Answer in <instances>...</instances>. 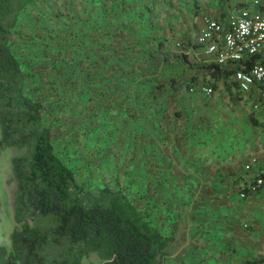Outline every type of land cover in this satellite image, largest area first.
<instances>
[{
  "label": "trees",
  "instance_id": "1",
  "mask_svg": "<svg viewBox=\"0 0 264 264\" xmlns=\"http://www.w3.org/2000/svg\"><path fill=\"white\" fill-rule=\"evenodd\" d=\"M37 1L0 0V148L20 150L10 158L12 227L8 242H0V264H80L89 253L97 256L99 264H164L167 247L174 239L175 217L158 222L140 200L141 122L148 114L147 107L159 109L156 92L171 86L178 77L162 82L147 73L157 64L160 47V39L153 34L147 42V26H143V13L153 5L148 0H135L132 4L136 6L114 0L116 13L131 5L143 20L137 31L129 23L116 21L118 29L109 28V35L123 34L133 47L114 49L97 37L101 21L97 19V0H83L82 9L77 10L66 0L62 17L56 14L50 19L60 20L54 25L57 29L68 25L67 36H57L60 31L53 29L43 39L35 31L38 23L34 21L36 26L20 35L19 42L21 48L33 46L31 55L15 54L12 37L17 36L19 23ZM137 21L130 23L136 25ZM122 48L131 49L132 55L125 56ZM254 57L217 63L210 58L191 62L181 55L194 71L186 78L185 87L194 84L197 72L211 90L217 79L237 87L234 71L247 70ZM106 89L113 96L110 121L107 117L97 122V100ZM74 97L77 100L71 103ZM130 102L138 103L129 109ZM77 103L84 109L79 127L69 126L67 137L61 140L56 132L64 120L72 122L70 117L79 114L74 109ZM124 127L131 129L124 140L126 145L131 141L126 147L131 151L121 153L131 157V163L120 166L112 148H118L115 133ZM79 164H85V172L92 168L85 178L76 176ZM110 178L112 184L107 183ZM263 262L264 255L244 259L242 264Z\"/></svg>",
  "mask_w": 264,
  "mask_h": 264
},
{
  "label": "crops",
  "instance_id": "2",
  "mask_svg": "<svg viewBox=\"0 0 264 264\" xmlns=\"http://www.w3.org/2000/svg\"><path fill=\"white\" fill-rule=\"evenodd\" d=\"M148 1L153 8L143 15L146 21H152L143 24L147 26L145 36L153 34L160 39L159 64L174 59L180 68L167 77L162 71L158 73L162 82L176 74L178 78L171 86L156 92L159 109L154 105L147 107L148 114L141 122L143 208L158 222L166 223L174 216L175 224L179 220L180 225H190L191 236L199 245L190 249L189 254L196 260L186 261V250L179 247L175 250L178 258L174 264H242L244 259L262 257L264 184L245 197L237 193L264 165V106L251 105L257 99L256 85L242 92L231 81L217 79L215 88L206 93L201 89L205 84L197 72L194 84L186 88V78L194 71L181 58L183 55L191 62L208 60L210 57L195 41V31L204 16L225 21L240 3ZM149 41L152 40L148 37ZM154 44L150 42L149 46ZM149 71L148 68L151 76ZM245 163L250 164L249 169L244 167ZM235 234L243 240L238 245L240 249L223 243Z\"/></svg>",
  "mask_w": 264,
  "mask_h": 264
},
{
  "label": "rangeland",
  "instance_id": "3",
  "mask_svg": "<svg viewBox=\"0 0 264 264\" xmlns=\"http://www.w3.org/2000/svg\"><path fill=\"white\" fill-rule=\"evenodd\" d=\"M69 1L73 5V8L76 10L80 9V8L82 9L83 4H84L83 0H69ZM134 1L135 0H124V3L126 4V2H127L128 4H131L132 6H136L135 4H132ZM136 1H138V0H136ZM140 2L144 3L145 0H140ZM113 4H114V0H97V19L102 21V22L100 21L99 25H98L97 37H99L100 40L103 41V44H108L109 46L114 47V49H116L117 47H124V48L133 47V45L128 46V44H127L128 42L125 40L126 38H125V35H123V34H118L117 36H114V37L110 36L109 35V28H111L112 31L117 30L118 27L116 26L115 22L119 21L122 24L123 23H129L131 26H133V28H134L133 30L137 31L139 28L142 27L141 23L143 22V20H142V17L139 16V13H136V15H135V12H140V11H137L138 9L136 7L135 8L137 10H134L132 7H130L131 5H129L128 8L124 6L125 10H119V13H116V10L114 9ZM66 5H67L66 0H39L35 3H33L29 7V10H28L29 16L24 18V21H21L18 25L19 26V30H18L19 33L17 34L16 37H12V41H11L12 51L15 54H19V53L24 52L27 55L28 54L31 55L30 48H32L33 46H31V45L28 46L26 44V45H23L21 48V45L19 44V42L21 41L20 35H22L24 33H29V31L32 29V27L36 26V24L34 23V21H36L38 23V25H37L35 31L39 32V35L43 36V39H45V37L47 35L46 32H48V30H50V32H51V31H53V29H57L54 27V25H57L58 21L60 22V20H58L56 18L50 19V16L51 15L55 16L56 14L57 15L59 14V16L62 17L61 14L65 10ZM133 19L138 20L137 21L138 23H136V25L130 23ZM66 28H69L68 25L63 27V28L62 27L58 28L57 30L60 32H59V34H57V36H67L66 33H67V30H69V29H66ZM121 33H123V32H121ZM113 35H115V34H113ZM124 45L127 47H125ZM34 48H35V46H34ZM97 49H99V48H97ZM122 51H123L125 56L126 55H128V56L132 55L131 49L128 51H124L122 48ZM97 53H99L98 50H97ZM139 54L140 53H138V55ZM138 55H137V57H135V59L137 58V60L140 59L138 57ZM99 58L106 59L105 57H100V56H99ZM43 60L39 62L38 66L42 65L44 63ZM139 63H141V61ZM161 63L159 64V62L157 60V64L149 72L152 73V75L158 76V73L160 71H162V73H164L163 75H165V77H167V75L171 74L176 68L177 69L180 68V66L178 65V63L176 61H174V59H172V61H170L168 59L167 63L166 62H164L162 64ZM130 66H132V65H130ZM134 69L140 70V67L134 68ZM176 75H178V74H176ZM176 75H174L173 77H177ZM118 92L119 91H115V94H117ZM112 97L113 96L111 95L110 91H108L106 89V90H104V95H103L102 99L100 98L97 100V122L99 120H101L102 118L107 119V117H108L107 120L110 119L108 111H109V107H111ZM122 98L123 97H120L119 99H122ZM76 100L77 99L74 97V98L70 99V102L73 103L72 101H76ZM137 103L138 102L128 103V108L133 109V107L137 106ZM74 109H78L79 114L75 117L74 116L70 117V121H72V122L67 123L64 120L60 124V128L56 132L58 135V138H60L61 140L65 139V137H67V131L69 129L68 128L69 126H70V128H71V125H74V127H76L81 122L80 111H83L84 109H82V107H80V105H78V103L75 104ZM115 123H118V121H116ZM111 126H113V125H111ZM130 133H131V129H128L126 127L122 128L120 131L118 130V132L115 133V136L117 137V141H118V148H116V149L112 148V151L115 150L114 154L117 155V157L120 159L119 160V161H121L120 166L122 165V163H124L126 161H129L131 163V160H129V159H131V157H127V156L124 157L123 154L121 153V151H123V150H125L126 154L130 153V151H131L128 148L126 149L127 146H131V141L129 140V143L127 145L124 144V140L126 139V136H127V138L130 137ZM77 139L78 138H75V140H77ZM97 143H98V141H97ZM19 152H20V150H18L17 148L11 147V146H4V147L0 148V242H2V243L8 242V233L12 227V219H11V202L12 201L11 200H12V191H13V180L11 178L10 158L13 155L18 154ZM87 155H89V154H87ZM92 161L95 162V160H92ZM119 161L117 163H119ZM84 165L85 164H83V165L79 164V166H77L75 168V172H76L77 177L81 176L82 178H85L84 174L89 173L87 171H91L92 168L87 169L86 172L84 170H82ZM113 171L115 173L117 172L116 169H112V172ZM95 173L97 174V170H95ZM119 177H120V179H123V177L121 176L120 173H119ZM107 183L112 184L113 183L112 179L111 178L108 179ZM189 228H190V225H186V224L180 225L179 220H178V223L175 224L174 234L177 235V237H175L168 245L167 256L165 258L164 264H174V262L178 258L177 255H175V250L179 247L184 248L186 250L187 255L184 257L186 259V261L187 260L189 261L188 258L196 260V257H193L192 255L190 256L189 251H190V249L198 246L199 243L198 244L195 243V239L192 238ZM242 241L243 240L242 239L239 240L237 234H235V235H230L228 239H225L223 241V243L227 244L228 247L238 248L240 245L243 244ZM204 242H206V241H203V244H204ZM200 247L205 248L204 245H201ZM238 249H240V248H238ZM181 258H183V257L182 256L179 257V259H178L179 262H181V260H182ZM202 258L203 257L197 258V261L201 260ZM80 264H99V259L97 258V256L94 253H89L86 256L82 257ZM176 264H179V263H176ZM187 264H189V263H187Z\"/></svg>",
  "mask_w": 264,
  "mask_h": 264
},
{
  "label": "built area",
  "instance_id": "4",
  "mask_svg": "<svg viewBox=\"0 0 264 264\" xmlns=\"http://www.w3.org/2000/svg\"><path fill=\"white\" fill-rule=\"evenodd\" d=\"M236 1L240 5L227 14L225 21L204 16L201 26L195 31V41L203 47L204 54L217 63L255 56L249 68L245 71L235 70L233 78L237 89L242 92L256 85L257 99L251 105L258 108L264 106V0ZM201 89L206 93L211 91L206 85ZM244 167L249 169L250 164L245 163ZM262 184L264 165L257 169L253 178L239 188L237 193L245 197L254 193Z\"/></svg>",
  "mask_w": 264,
  "mask_h": 264
}]
</instances>
